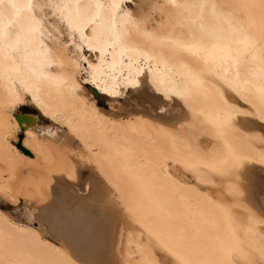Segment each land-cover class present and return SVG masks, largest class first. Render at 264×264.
<instances>
[{
    "label": "bare ground",
    "instance_id": "1",
    "mask_svg": "<svg viewBox=\"0 0 264 264\" xmlns=\"http://www.w3.org/2000/svg\"><path fill=\"white\" fill-rule=\"evenodd\" d=\"M111 2L101 0L105 8ZM176 3L205 7L141 0L132 14L137 29L123 23L124 5L115 12L137 51L126 53L123 72L119 47L112 70L111 41L103 63L94 62L97 80L119 84V97L134 89L124 79L129 58L133 76L144 69L149 83L125 101L83 87L88 50L77 52L79 33L63 43L49 27L46 47L35 46L28 68L0 69V264H164L160 256L171 264H264V0ZM45 14L36 10L38 18ZM91 29L84 34L91 37ZM210 31L250 40L243 59L251 71L242 69L235 91L224 82L234 80V68L205 70L202 84L190 83L189 69L204 63L177 45ZM26 100L40 118L20 124L23 115L14 113ZM218 119L229 121L226 137L218 135ZM221 160L223 176L203 166Z\"/></svg>",
    "mask_w": 264,
    "mask_h": 264
},
{
    "label": "snow or ice",
    "instance_id": "2",
    "mask_svg": "<svg viewBox=\"0 0 264 264\" xmlns=\"http://www.w3.org/2000/svg\"><path fill=\"white\" fill-rule=\"evenodd\" d=\"M170 2L178 8L198 7L203 10L205 7L203 3L189 5L177 4L176 0H170ZM121 5L125 6L124 17L122 18L123 23L131 24L133 29H137L136 22L132 20L133 11L139 7L135 4V0H112L107 8L101 3V0H59V2L57 0H45L43 4L34 3L33 0H0V69L8 68L9 71H17L20 67L28 68L32 62L35 46L39 43L46 47L43 44V37L47 29L50 27L58 36H63L64 29L61 26H64L67 29V38L69 40L72 39L74 34L79 33L80 45L77 46L78 53H83L84 47H87L89 55H81V59L86 65L85 74H88L89 70H91L92 78L91 80L84 79L83 82L85 84L91 83L98 92L105 93L109 97L121 96L122 93L117 90L120 87L119 84L113 83L111 88H109L103 81L97 80L96 73L100 65L94 62L99 59L101 64L103 63V46H106L108 41H111L110 46L113 48V72H115L117 65L115 52L117 47L120 49L119 56L121 59L119 64L121 72H123L126 53L137 51L136 48L131 46L133 37L129 29L117 27L115 12L121 8ZM212 7L215 8L216 5L213 4ZM45 9H48L50 14H45L38 18L36 10L43 13ZM45 21L48 22L47 27ZM89 25H92L91 37L86 36L83 31ZM47 34L52 38V32ZM93 41L102 46L97 48L94 46ZM241 44L244 45L243 48L238 47ZM233 45H237V47H233ZM177 46L183 52L197 58L198 61L202 60L204 63L205 67L198 71L189 69L188 76L193 87L203 83L205 70L208 74H215L220 70L227 72L234 68V80L225 78L224 82L227 87L235 91L232 86L234 82L237 87L240 86L242 69L246 74L251 71L245 67L247 61L243 59L249 54L248 49L252 47L247 36L234 38L224 35L222 31H210L198 38L193 37L187 42H179ZM96 52L100 53L99 57L91 55ZM140 54L144 56L145 61L153 58L143 51H140ZM17 61L20 63H17ZM261 63L264 64V58H262ZM225 64L228 67H225ZM77 67H79V64H77ZM128 69L129 74L124 79L131 88L139 89L149 83L143 68L137 67L135 76H133L131 58H129ZM147 71L151 73V67H148ZM141 76H144L145 79H136V77ZM261 76L264 78V67L261 68ZM244 82L247 83L248 81L245 80ZM156 91H159V88ZM191 91L192 89L188 88L185 90V94H190ZM258 92L260 101L264 103V88L258 89ZM165 98H168L167 95ZM160 111L164 112L166 109L162 107ZM245 115H250V113H245ZM260 122L264 125V113L261 114ZM228 123L227 119L217 120L218 135L227 136ZM47 133L50 136H55L56 134L55 130L51 128L47 129ZM24 147H27L26 143ZM224 148L225 151L230 148L226 139ZM225 162L226 160L209 162L203 166L214 171L217 176H223L226 173L221 165ZM33 210L31 208L27 209L29 212Z\"/></svg>",
    "mask_w": 264,
    "mask_h": 264
},
{
    "label": "rangeland",
    "instance_id": "3",
    "mask_svg": "<svg viewBox=\"0 0 264 264\" xmlns=\"http://www.w3.org/2000/svg\"><path fill=\"white\" fill-rule=\"evenodd\" d=\"M135 4L139 6V5L141 4V0H135ZM124 12H125V9H123V10L120 12V15H124ZM66 34H67V33L64 31V35H63V36H60V38H61V40H62L63 43L69 41V39L67 38V35H66ZM69 49H71V47H69ZM85 54L89 55L88 51H85ZM86 77H87L86 74H85V73H82V75H81V78H82V79H81V82L84 81V79H86ZM84 86H85V87H84ZM83 87H84L85 89L88 90V86H86V84H85L84 82H83ZM139 89H140V88H139ZM136 90H138V89H136ZM133 91H135V89H130V90L127 92V94H125V96H123V97H119L118 100L121 101V102H122V101H125V100L127 99V97L129 96V94H130L131 92H133ZM97 105L99 106L98 101H97ZM14 115H15V117L18 116V115H33V116H37V117L40 116L39 112L34 108V106H32V105L29 103V100H26V101L23 103V105H21L20 108L17 109V111L14 113ZM39 118H40V117H39ZM41 118H42V117H41ZM42 120H47V119L43 118ZM55 126L60 127V126L57 125V124H55ZM18 134H19V136H18V142H19V141H20V137L22 136V131H20V133H18ZM75 148H76V147H75ZM76 149H77V148H76ZM80 165H81V164H80ZM177 174H179L181 177H183V178L189 180L191 184H194V183H195V181L193 182V179H192V177H191L190 175L182 174L181 171H177ZM218 190H219V188H218ZM219 191H220V190H219ZM219 191H218V192H219ZM213 194L216 195V192H214ZM160 259H161V261H162L164 264H171V263H169L170 260L167 259V258L164 257V256H160ZM252 264H257V263H256L255 261H253Z\"/></svg>",
    "mask_w": 264,
    "mask_h": 264
},
{
    "label": "water",
    "instance_id": "4",
    "mask_svg": "<svg viewBox=\"0 0 264 264\" xmlns=\"http://www.w3.org/2000/svg\"><path fill=\"white\" fill-rule=\"evenodd\" d=\"M28 116L31 117V115H23V117H19L18 121L20 122V124H22L25 121V117H28Z\"/></svg>",
    "mask_w": 264,
    "mask_h": 264
}]
</instances>
